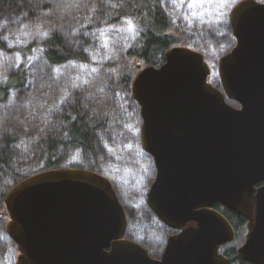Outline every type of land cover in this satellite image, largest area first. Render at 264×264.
Segmentation results:
<instances>
[{"label": "water", "instance_id": "obj_1", "mask_svg": "<svg viewBox=\"0 0 264 264\" xmlns=\"http://www.w3.org/2000/svg\"><path fill=\"white\" fill-rule=\"evenodd\" d=\"M230 26L235 45L219 59L221 86L208 81L203 54L181 45L131 83L141 144L156 168L147 203L178 231L161 257L126 237L127 214L108 178L52 168L4 197L14 264H228L219 248L234 230L215 202L248 220L238 256L264 264V0L237 2Z\"/></svg>", "mask_w": 264, "mask_h": 264}, {"label": "rangeland", "instance_id": "obj_2", "mask_svg": "<svg viewBox=\"0 0 264 264\" xmlns=\"http://www.w3.org/2000/svg\"><path fill=\"white\" fill-rule=\"evenodd\" d=\"M239 1L161 0L169 32L178 39L174 45L202 53L210 68L208 81L218 87L219 59L235 45L230 13ZM91 3L0 2V87L14 75L21 83L7 89L0 99V155L5 153L7 159V164L0 162V257L5 253L6 264H14L19 252L6 231L9 217L3 192L25 177L47 170L42 153L46 138L58 142L54 168L91 170L110 180L127 214L126 237L146 248L151 257H160L171 233L147 203L156 168L141 144L140 107L131 84L122 88L118 83L123 68L118 60L136 38L135 23L126 19L95 26ZM52 32L68 50L85 58L49 62L40 41ZM132 62H137V70L146 66L141 60ZM80 116L90 129L92 150L83 145L66 146L70 138L67 125ZM245 232L240 228L227 246H239Z\"/></svg>", "mask_w": 264, "mask_h": 264}, {"label": "trees", "instance_id": "obj_3", "mask_svg": "<svg viewBox=\"0 0 264 264\" xmlns=\"http://www.w3.org/2000/svg\"><path fill=\"white\" fill-rule=\"evenodd\" d=\"M8 1L0 0L1 3ZM91 2L90 10L93 14L92 18L95 26L117 24L126 19H130L135 23L136 38L118 60L119 64L123 66L118 82L122 88L129 86L139 71L137 70L138 67L136 68L137 62H132V60H141L144 65L158 66L164 61L165 52L178 43L176 36L169 32L171 26L161 7V0H109L108 3L111 5L105 4L101 0H91ZM0 46L2 45L0 44ZM40 46L44 50L45 57L52 63L85 58L83 54H74L68 50L64 46L61 37L55 32L41 40ZM17 85H21L18 76H10L4 87H0V99L4 98L7 89ZM83 118L84 116H80L67 125L70 136L66 144L68 148L83 145L92 150L91 132L90 129L84 126ZM57 144L58 142L52 138H46L43 141L42 153L46 157L45 169L57 166L56 162L53 161V153L57 148ZM0 162L7 164L5 153L0 155ZM5 194L3 192V196ZM220 211L237 229L244 225L245 219L242 216L225 207ZM223 252L229 259L228 264H252L241 259L233 245L223 248Z\"/></svg>", "mask_w": 264, "mask_h": 264}, {"label": "flooded vegetation", "instance_id": "obj_4", "mask_svg": "<svg viewBox=\"0 0 264 264\" xmlns=\"http://www.w3.org/2000/svg\"><path fill=\"white\" fill-rule=\"evenodd\" d=\"M227 102H228L230 105H232V103H230V102H234V103L237 105V106L232 105V106H234V107H239V106H240L239 103H237V102L234 101V100H229V99H227ZM155 174H156V171H155ZM154 178H155V176H154ZM153 180H154V179H153ZM152 182H153V181H152ZM151 184H152V183H151ZM261 184H262V183H259L258 186L261 185ZM150 186H151V185H150ZM147 193H148V192H147ZM223 207H225V208H227V209L233 211V212L236 213V214H238V213L235 212L234 210L228 208L227 206H225V205L222 204L221 202H215V203H213V205L210 206L211 209H213V210H215V211L221 213V214H222V215L228 220V222L230 223L231 227H232L233 230H234V239L231 240V241H229V242H227V243H225L224 245L220 246V248H219V252H220L222 255L226 256V254H224V252H223V248L227 247V245H229L231 242H233V241L236 239L237 232H238L240 229H237V228H236V227L230 222V220L225 216V214L222 213V212L220 211V209H222ZM238 215H240V214H238ZM240 216H242V215H240ZM242 217L245 219V223H244V225H243L241 228H245V230H246V232H247V222H248V220H247L244 216H242ZM158 220H159V219H158ZM159 221H160V220H159ZM160 222H161V221H160ZM127 224H128V222H127ZM164 225H165V224H164ZM165 226L171 231V233L168 235V237H169L170 235H172V234L178 233V231H176V230H174V229L168 227L167 225H165ZM126 229H127V228H126ZM246 232H245V236H246ZM245 236H244L243 242H244V240H245ZM168 237H167V239H166V242H165V245H164L163 250H162V252H161V255H162V253H163V251H164V249H165V246H166V244H167ZM243 242H242V243H243ZM242 243H241L240 245H242ZM240 245H239V246H240ZM141 246H142V245H141ZM239 246L235 247L236 252H237V249H238ZM142 247H143V246H142ZM145 249H146V248H145ZM146 250H147V249H146ZM147 252H148V250H147ZM148 254H149V252H148ZM149 255H150V254H149ZM161 255H160V257H161ZM160 257H159V258H160ZM226 257H227V256H226ZM227 259H228V257H227ZM228 262H229V259H228Z\"/></svg>", "mask_w": 264, "mask_h": 264}, {"label": "crops", "instance_id": "obj_5", "mask_svg": "<svg viewBox=\"0 0 264 264\" xmlns=\"http://www.w3.org/2000/svg\"><path fill=\"white\" fill-rule=\"evenodd\" d=\"M3 242H4V240H3ZM5 252V251H4ZM6 255H5V253H4V257H5ZM4 257H0V260L2 261V260H4L5 261V264H6V257L4 258ZM2 258V259H1ZM0 261V262H1Z\"/></svg>", "mask_w": 264, "mask_h": 264}, {"label": "snow or ice", "instance_id": "obj_6", "mask_svg": "<svg viewBox=\"0 0 264 264\" xmlns=\"http://www.w3.org/2000/svg\"><path fill=\"white\" fill-rule=\"evenodd\" d=\"M132 25H131V22H129V27H131Z\"/></svg>", "mask_w": 264, "mask_h": 264}]
</instances>
